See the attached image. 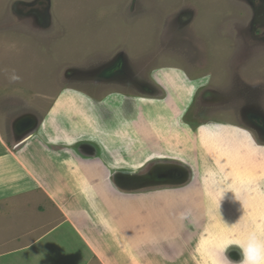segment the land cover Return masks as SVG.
<instances>
[{"label":"rangeland","instance_id":"obj_1","mask_svg":"<svg viewBox=\"0 0 264 264\" xmlns=\"http://www.w3.org/2000/svg\"><path fill=\"white\" fill-rule=\"evenodd\" d=\"M17 1L35 0H0V150L8 144L7 138L11 144L20 143L27 130L36 128L38 115L51 102V106L65 107L58 108L60 113L69 111L68 100H72L69 116L80 124L91 117L93 107L85 105L88 100L104 99L107 93L120 90L122 81L99 83L95 70L119 57L124 61L121 78L125 80L135 81L154 69H180L176 84L182 89L174 92L172 101L177 99L181 107L173 111L174 116L158 113L153 122L143 125L132 144L123 148L125 157L120 160L131 164L146 156L180 158L196 170L200 183L182 190L186 197L172 203L169 212L183 231L189 222H196L198 231L187 236L189 245L209 246L207 253L193 255L192 264H264V146L244 131L205 126L209 120L222 121L248 126L259 135L248 115L264 117V36L253 35L249 27L254 16L264 19V13L254 15L247 0H49L52 22L42 29L35 18L16 15L12 8ZM256 6L258 12L264 10V3ZM195 83H206L197 94ZM75 89L87 96L70 91ZM147 93L157 91L150 87ZM192 112L207 118H193ZM54 113H49L51 120ZM24 120L32 124L18 126ZM139 120L146 123L150 116ZM64 126L63 137L73 141V130L66 131ZM137 127L134 122L129 129ZM40 149L38 145V155ZM72 177L69 173L64 180ZM207 191L220 192L218 197L229 205L212 230L200 203ZM186 199L196 214L186 212ZM38 208L33 209L40 212L38 219L53 215L46 206ZM63 230L60 238L64 240L57 242L63 252L50 254L45 249L48 264L52 258H58V264H73L72 257L66 258L72 253L67 246L81 248L76 237L66 241L68 229ZM202 237L212 242H199ZM230 246L241 255H235ZM81 255L75 253V262Z\"/></svg>","mask_w":264,"mask_h":264},{"label":"crops","instance_id":"obj_2","mask_svg":"<svg viewBox=\"0 0 264 264\" xmlns=\"http://www.w3.org/2000/svg\"><path fill=\"white\" fill-rule=\"evenodd\" d=\"M179 71L183 72L177 68L149 72L162 88L160 96L132 98L116 90L102 100L89 99L85 105L93 107V115L86 118L82 110L85 118L81 124L69 116L72 100H68L69 111L60 113L58 108L65 107L56 103L51 106V102L36 131L17 144L7 138L8 144L0 150V264H48L46 250L50 254L63 252V228L68 229L65 240L70 242V236L76 237L81 246H67L66 250L72 253H67L66 258L72 257L73 264H192L194 254L209 251L207 245L196 247L197 243L187 242V236L193 237L198 231L195 221H185L183 231L169 213L172 203L186 197L182 190L200 183L196 170L180 158L146 156L137 163L130 161L131 164L120 160L125 157L123 148L132 144L136 138L133 136H138L143 125L153 122L158 113L174 116L173 111L181 107L177 99L172 101L174 92L182 89L176 84ZM203 84L195 83L193 92ZM111 95L114 101H110ZM52 112L53 120L49 117ZM143 115L150 116V120L142 123L139 117ZM134 122L138 127L129 129ZM63 125L66 131L73 130V141L63 137ZM57 144L68 148L58 149ZM177 162L187 166L190 181L154 182L145 176L154 166ZM69 173L73 176L71 181L64 180ZM220 194L207 191L200 202L210 230L219 224L217 218L222 213L227 214L228 200L220 199ZM39 206H46L53 215L38 219L40 212L33 209ZM185 210L189 214L198 212L191 205ZM48 238L54 240L47 241ZM203 238L199 242L210 243ZM75 253H82L76 262ZM57 260L52 258V264H58Z\"/></svg>","mask_w":264,"mask_h":264},{"label":"water","instance_id":"obj_3","mask_svg":"<svg viewBox=\"0 0 264 264\" xmlns=\"http://www.w3.org/2000/svg\"><path fill=\"white\" fill-rule=\"evenodd\" d=\"M253 1L255 0H247L248 3L252 4ZM259 3H264V0H259ZM15 7H22V11H17ZM257 10L254 8V15L256 13H264V10H261L258 12L259 7L255 6ZM15 12L19 14L20 16H25V17H33L36 20L37 26L42 29L49 28L51 24V13H50V1L49 0H35L33 2H23V1H17L14 5ZM261 19V18H260ZM259 21L260 24H264V21ZM123 62V58L119 57L115 62H113L110 66H105L102 69H96L95 74L98 77H105L107 79L111 78L112 75H116L114 72L118 71L119 73L122 72V65L121 63ZM258 113H252L248 115L249 121L255 125L259 136L261 139H264V117L260 114L255 115ZM25 121V120H24ZM21 121L19 122L18 126L22 123L25 125V123L32 124L30 121ZM34 123V122H33ZM21 125V126H23ZM20 132V131H19ZM31 131L27 130L25 132V136L28 135ZM178 164H166L164 163L163 165L160 166H154L151 168L145 176L150 178L154 182H158L162 179L168 180V182H174L177 180H182L184 182L190 181L188 174L189 170L185 164L179 163ZM157 167H160L157 169ZM233 252L235 255L240 256L241 253L240 251L236 250V248H233ZM243 258V255H242Z\"/></svg>","mask_w":264,"mask_h":264},{"label":"clouds","instance_id":"obj_4","mask_svg":"<svg viewBox=\"0 0 264 264\" xmlns=\"http://www.w3.org/2000/svg\"><path fill=\"white\" fill-rule=\"evenodd\" d=\"M258 2L256 3V5H258ZM248 4L252 7V5L250 3H248ZM14 5H13V8L12 9L15 12ZM252 9H253V7H252ZM17 11H22V9H18ZM21 13L22 12H20L18 14L16 13V15H19ZM259 19L260 18L259 17H256V16H254L252 18L251 23H250V27H249V31H251L253 33V35H255V36H264V24H260L259 21H257ZM260 21H264V19L261 18ZM51 22H52V19H51ZM121 65H122V72L121 73H119L118 71H115L114 73L116 75H112V77L109 78V79H107L105 77H98L97 76V81L99 83L111 84L112 83V80H114V79H116L117 81H119V80L122 79V81H120V91L122 93H124V95L129 96V97H132V98L153 97L154 94L161 93V91H162L161 86L158 83H156V82H154L152 80V78L150 77L149 73L144 74V76H142V78L140 80H138L137 82H135V83H133V81H131V80H125V79L121 78V76H122V74L124 72V61L121 63ZM127 65L128 66H131V63L129 62V63H127ZM72 78L73 77L71 76L69 80H71ZM197 81H202V79H198ZM204 84H206V83H204ZM150 87L153 88L154 91H157V93H147V91L149 90ZM64 89H71V88H64ZM198 90L195 92L196 94H197ZM70 91H78V90L75 89V90H70ZM78 92H80V91H78ZM80 93H82V92H80ZM82 94L86 95L85 93H82ZM47 112H48V110L45 113H42L41 112L40 115H38V123H35V126H34L36 128L29 129L31 131L30 133L36 131L37 127H39V125H40L39 123H40L42 117H44L45 115H47ZM192 113L193 114L191 115V117H193V118H196V117L207 118L205 116H196V114L194 115V112H192ZM255 115H258V114H255ZM209 125H213L214 127H217V128H220V127H225L226 128L227 127V128H232V129L244 131L245 133H247V135L249 136V138H251L255 143H257V145L264 146V144H262V142L264 143V141H262L261 138H260V136L259 135L257 136L251 130V128L248 127V126L244 127V126L230 125L229 123L222 122V121H215V120H209L208 122L207 121L205 122V126H209ZM253 135H255L258 138V140L252 138Z\"/></svg>","mask_w":264,"mask_h":264},{"label":"flooded vegetation","instance_id":"obj_5","mask_svg":"<svg viewBox=\"0 0 264 264\" xmlns=\"http://www.w3.org/2000/svg\"><path fill=\"white\" fill-rule=\"evenodd\" d=\"M258 1H259V0H255V1H253V3L251 4L252 7H253L255 10H257V8H255V5H256V3H257ZM15 8H16V10H18V9H22V7H15ZM259 10H260V8H259ZM91 78H92V77L84 78L83 80H84V81H88V80H90ZM252 138L258 140V138H257L255 135H253ZM233 244H234V243H233ZM233 248H234V247H233ZM233 248H232V249H233Z\"/></svg>","mask_w":264,"mask_h":264}]
</instances>
